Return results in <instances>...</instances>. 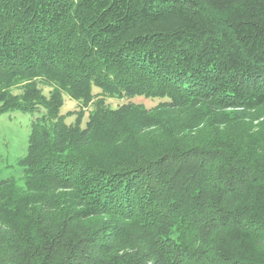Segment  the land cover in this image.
Listing matches in <instances>:
<instances>
[{
    "label": "trees",
    "instance_id": "16d2710c",
    "mask_svg": "<svg viewBox=\"0 0 264 264\" xmlns=\"http://www.w3.org/2000/svg\"><path fill=\"white\" fill-rule=\"evenodd\" d=\"M42 108L0 264H264V0H0V116ZM124 113L166 137L115 146Z\"/></svg>",
    "mask_w": 264,
    "mask_h": 264
},
{
    "label": "rangeland",
    "instance_id": "374dc122",
    "mask_svg": "<svg viewBox=\"0 0 264 264\" xmlns=\"http://www.w3.org/2000/svg\"><path fill=\"white\" fill-rule=\"evenodd\" d=\"M39 88L42 90L44 95H49L51 91V88L47 86L40 85ZM99 91L100 90L98 88L94 89V93H97ZM16 92L18 93L19 90H16ZM64 98L65 101L63 107L61 108L60 114L66 117V122L68 124H74L77 121V119L80 118L81 119L80 125L82 127H85L86 123L89 120L90 112L94 109V107L93 106L83 107V104H81L79 101L67 95H65ZM137 99L138 102L145 103L147 107H151L155 104L149 101L141 100V99H145L143 97ZM107 102L109 104V107L113 111H115L125 103V100L108 98ZM44 114H45V109L42 108L35 115L24 114L20 111H12L0 116V181L13 179L16 182L15 188L18 187V189H23L26 187V183L24 179V169L21 166V164L22 161L28 155L29 136L31 134L32 124L36 118H39ZM137 117L138 116H136L135 113H124L123 117L121 116L120 118H117L116 121H114L113 126L111 124L112 127L111 130L114 132L113 133L114 137L113 135H110V138L114 142L115 146L116 145L119 146L118 143H120L121 140L125 141L124 137L127 138L129 142L133 140L132 135H130L129 131H127L129 135H127L126 132H125L126 134H124L122 128L126 130H128L129 128L130 130L133 127L134 120H138V121L141 120V118L139 117L138 118L140 120L136 119ZM140 122L143 123L142 121ZM144 124L145 123L141 124L140 127H138L137 129L135 128L137 132L136 134H138V136L140 137H143L142 139L144 144L141 145V148L148 150L155 149L157 146L155 145V140L166 137V135L163 134V131L159 132V130H154V129H150L151 130L150 133L149 131L144 130L147 129V126H145ZM104 134H107L106 132H104V129L102 131H98L97 135L93 137L94 141L91 143L92 146L89 148L90 150L95 146L96 148L100 146H101L100 148L103 147L102 144H104V142L109 139V138H105ZM139 139L141 140V138ZM126 143L127 142H123V144L121 143L120 148L124 149L123 146ZM79 165H80L79 169L85 170L87 167L85 164H79ZM29 185L30 187L38 186L36 182H30ZM74 205L77 204L74 203ZM79 209H81V207L77 208L78 211Z\"/></svg>",
    "mask_w": 264,
    "mask_h": 264
}]
</instances>
